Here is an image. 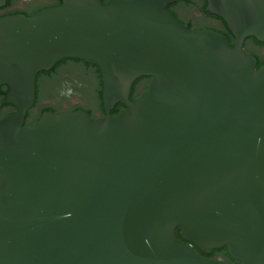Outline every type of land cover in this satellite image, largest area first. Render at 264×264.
<instances>
[{"label": "water", "instance_id": "95a60500", "mask_svg": "<svg viewBox=\"0 0 264 264\" xmlns=\"http://www.w3.org/2000/svg\"><path fill=\"white\" fill-rule=\"evenodd\" d=\"M175 2L62 0L0 17L15 109L0 119V264H222L204 256L222 248L264 264V65L243 48L264 43V0H206L232 46L185 26ZM65 59L98 68L103 117L46 111L24 126L37 74ZM68 71L95 84L93 70Z\"/></svg>", "mask_w": 264, "mask_h": 264}, {"label": "flooded vegetation", "instance_id": "af4514ba", "mask_svg": "<svg viewBox=\"0 0 264 264\" xmlns=\"http://www.w3.org/2000/svg\"><path fill=\"white\" fill-rule=\"evenodd\" d=\"M61 1L62 0H6L5 5L0 7V16L11 14H22L25 16H30L39 10L49 7H55L59 5ZM193 1L194 4L191 9H195L197 13H199L198 17L199 19H202V21H194L192 19L184 18L182 16L181 10L183 8L186 9L189 7H184L181 4L169 5V12L173 13L185 26L192 25L193 28L213 30L217 29L220 25L217 20L199 12V7H201L203 3L206 2V0ZM204 11L206 12L205 8ZM246 39L244 40L243 48L248 54L256 58L257 61L258 54L255 52V50L257 47L259 48L260 46L255 44L253 41H246ZM76 63V60L65 59L57 63L50 71L43 72L42 74H38L36 76L35 102L33 105L35 109L34 115H37L39 112L42 111L60 113L62 111L82 110L87 112L94 119L103 117L100 115V113L96 114L94 112V108L91 105L89 106L87 104H84V101L88 99L87 94L90 92L89 86L87 83L77 82L76 78H74V76L72 77V75H70L68 71V66L74 65ZM79 63L80 62L78 61L77 64ZM79 65L81 66L82 63H80ZM149 81L147 82V79H145L143 83H139L136 85L134 89L136 97H139L141 93H143L144 87L149 83ZM13 109L14 107H7L4 109L0 108V119L8 114L15 112V109ZM33 121H35V116L32 117L31 123ZM223 249L226 251L225 248H222L220 250H214L210 254L204 256L210 257L209 259H211L212 261L222 264H238V261L233 260L227 254V252V255L221 252V250ZM198 254L200 253L198 252Z\"/></svg>", "mask_w": 264, "mask_h": 264}, {"label": "trees", "instance_id": "16d2710c", "mask_svg": "<svg viewBox=\"0 0 264 264\" xmlns=\"http://www.w3.org/2000/svg\"><path fill=\"white\" fill-rule=\"evenodd\" d=\"M101 3L103 5H107L111 0H100ZM61 4V2L59 3V5ZM183 5L184 7H189L191 8L194 4V1L193 0H176L175 3L171 4V5ZM205 4L206 2L203 3V5L201 7H199V12L203 13L204 15L210 17V18H214L215 20H217L220 25L217 29H215V31L217 32H220L222 33L223 35H225L229 41V44L232 46L233 45V37L232 35L230 34L229 30L227 29V26L226 24L219 18L217 17L216 15H212L208 12H205L204 11V8H205ZM58 6V5H57ZM167 10L169 11V7H167ZM13 15V14H11ZM2 16H6V15H2ZM31 16V15H30ZM1 17V16H0ZM189 28H193L192 25H189L187 26ZM253 41L255 44H257L258 46L260 47H263L264 48V43H259L257 42L254 38L250 37V38H247L246 41ZM79 60H76V62L78 63ZM80 63H82V67L84 68V72L86 73L87 71L89 70H93V73H92V81L95 82V84L91 85V82H88V86H89V91L91 92L90 94V98L89 100H93V101H96L97 102V107H98V110H99V113L101 116H103V108H102V100H101V92H102V83H101V78H100V73H99V70L96 66L94 65H91V64H87L85 62H81L79 61ZM74 64L76 66H78L79 64ZM263 63H264V60L261 59L259 56H257V64H256V69H258L259 67L263 66ZM43 72H40L38 73L39 75L42 74ZM37 74V75H38ZM147 79V82L149 81L150 78H145V77H142L138 80H136L134 83H133V90L131 89V94H130V100L131 101H135L138 97H136V94H135V87L137 84L139 83H143L144 80ZM148 85V84H147ZM147 85H145L144 87V90L143 92L146 90V87ZM7 87L6 86H1L0 87V108H12L11 106H9L6 101H5V96H6V92H7ZM142 94V93H141ZM91 95H92V98H91ZM124 106L121 105V104H116L114 109L110 112L111 115H116L121 109H123ZM14 110V109H13ZM34 106L28 110L27 114H26V117H25V121H24V126H31L33 125L38 119L39 117L42 115V112H39L37 115H34ZM74 111V110H73ZM9 115V114H8ZM35 116V121H33L31 123V119L32 117ZM7 116V115H6ZM90 116V115H89ZM91 117V116H90ZM92 118V117H91ZM177 231H179V229H177ZM194 250L198 253L197 249L194 248ZM221 252L225 253L226 254V251L223 249L221 250ZM227 255V254H226ZM207 258H210V257H207Z\"/></svg>", "mask_w": 264, "mask_h": 264}, {"label": "rangeland", "instance_id": "374dc122", "mask_svg": "<svg viewBox=\"0 0 264 264\" xmlns=\"http://www.w3.org/2000/svg\"><path fill=\"white\" fill-rule=\"evenodd\" d=\"M181 11H182L181 13H182V16L183 17H184V14H186V15H189L191 17L196 18L197 19L196 21H202V19H199V17H198V14L199 13H197V12H190V8H186V9L183 8ZM255 52L258 54V56H260V58L264 59V48L263 47H259V48L257 47L256 50H255ZM74 78H76L77 82H79V83L81 82L82 83L79 75H75ZM87 96L89 98V93L87 94ZM84 104H87L88 105V99L84 101Z\"/></svg>", "mask_w": 264, "mask_h": 264}]
</instances>
